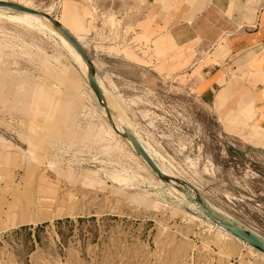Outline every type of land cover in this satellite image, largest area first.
Instances as JSON below:
<instances>
[{
    "label": "rangeland",
    "instance_id": "1",
    "mask_svg": "<svg viewBox=\"0 0 264 264\" xmlns=\"http://www.w3.org/2000/svg\"><path fill=\"white\" fill-rule=\"evenodd\" d=\"M8 1L63 18L59 0ZM72 1L65 25L83 46L91 48L93 37L95 48L139 65L154 58L160 94L200 92L196 76L212 64L214 47L165 42L169 23L158 1ZM100 80L157 159L264 238V126L246 119L240 100L219 105L225 111L218 119L193 116L178 99L170 110L161 100L156 113L141 117ZM152 116L165 122L161 130L140 126ZM128 145L108 130L59 40L0 22V264H264V254L171 196ZM115 171L146 184H120L110 179Z\"/></svg>",
    "mask_w": 264,
    "mask_h": 264
},
{
    "label": "crops",
    "instance_id": "2",
    "mask_svg": "<svg viewBox=\"0 0 264 264\" xmlns=\"http://www.w3.org/2000/svg\"><path fill=\"white\" fill-rule=\"evenodd\" d=\"M156 1L155 5L160 3L166 10L163 12L169 23L168 34L163 36L165 42L171 46L195 43L197 48L214 47L209 60L212 64L204 66L196 76L200 92L181 96L169 92L160 94L154 58L149 66L139 65L110 52L112 48H95L91 37L88 38L91 48H84L98 80L101 78L110 90L121 94L127 108L141 117L147 112L156 113L161 100L167 102L170 110V102L178 99L189 102L188 112L193 116L206 118L208 113H213L218 119L225 111L217 109L219 105L228 106L240 100L246 119L251 124L264 126V0L242 7L239 4L231 7L222 0ZM151 50L153 53L154 49ZM196 63L190 68V74ZM145 122L142 119V129L147 126L161 130L165 126L163 120L160 122L153 116Z\"/></svg>",
    "mask_w": 264,
    "mask_h": 264
},
{
    "label": "bare ground",
    "instance_id": "3",
    "mask_svg": "<svg viewBox=\"0 0 264 264\" xmlns=\"http://www.w3.org/2000/svg\"><path fill=\"white\" fill-rule=\"evenodd\" d=\"M2 2H9L8 0H0ZM167 1V0H166ZM20 5H23L25 7L31 8V9H36L35 7H32L28 2H24V1H17L14 2ZM167 3V2H166ZM168 5V4H166ZM72 8V12L74 15V12L76 10V5L72 0H59L58 2V8L63 9V18H59L57 15L52 16L50 10H43L42 12L47 13L48 15L54 17L55 19H57V21H59L67 30H69L67 28V26L65 25V22L67 21L69 15H68V11L69 8ZM40 11V10H39ZM71 12V15H72ZM0 22H7V23H11L14 26H18L21 28H24L26 30H39V32H43L45 33L47 36H50L52 39L55 40H59L62 48L67 52V54L70 56V58L73 60V62L78 66V68L81 70V72L83 73L86 82L89 84L87 76H88V66L87 64L83 61V59L81 58V56L78 54V52L72 47V45L60 34V32L55 28V26L51 23L50 20H48L47 18L40 16V15H35V14H29V13H23V12H17V11H13L11 9L8 8H2L0 7ZM75 23V21H74ZM76 24V23H75ZM76 27V25H74V28ZM69 32H71L69 30ZM72 33V32H71ZM99 84L101 85L104 93H105V97L107 100V103L109 105L110 108V112H111V117L113 119V121L115 122L116 128L119 131H123L124 127H127V125L130 123H128V118L127 116H125L123 110L120 111L118 110V106L120 104H118L119 102H117L116 97L112 94V92L107 91L104 87L103 82L99 79ZM91 88V87H90ZM92 90V89H91ZM92 93L93 90H92ZM95 95V94H94ZM96 97V96H95ZM95 99V98H94ZM96 101L101 109V114L103 115V117H105L107 119V126H108V130L111 133H117L115 131V129L113 128V126L110 124L109 122V117L107 115V112L105 111V109L99 104L97 98ZM130 122V121H129ZM131 127V126H130ZM129 127V128H130ZM128 128V127H127ZM136 136L137 138L141 141V143L143 144V146L147 149V151L149 152V154L154 158V160L158 163V165L160 166V168L169 176L175 177L180 179L179 177L175 176L167 167L166 165L163 163L162 160L157 159L156 155V151L145 141L141 140V138L139 137V135L137 134V132L134 129H130ZM118 134V133H117ZM120 135V134H118ZM121 136V135H120ZM257 136V135H255ZM122 137V136H121ZM125 139V138H124ZM126 140V139H125ZM126 142L130 145V147L132 148V150L135 152L132 144L126 140ZM128 145V146H129ZM136 153V152H135ZM137 155V154H136ZM138 156V155H137ZM143 163L149 168V166L147 165V163L140 157L138 156ZM150 169V168H149ZM150 171L152 172V170L150 169ZM153 173V172H152ZM154 177H157L154 173H153ZM108 176V175H107ZM158 178V177H157ZM113 181H117L120 184H124L126 185H130V184H135V183H139V185H143L146 184L145 182L139 180L137 177L131 176L130 174L126 173V172H114L112 173L111 178ZM159 180V178H158ZM183 180V179H182ZM161 183V186H165L166 189L168 190V193L171 196H175L178 200H180L183 203H188V205L193 208L194 210L198 211V208L193 205L190 204L189 202H187L184 194L178 190L177 188L171 187L168 184L162 182L161 180H159ZM149 185H152V182H148ZM165 191V190H164ZM166 192V191H165ZM209 202V201H208ZM209 204L215 208L216 210H218L219 212H221L218 208L214 207L210 202ZM199 212V211H198ZM200 213V212H199ZM222 213V212H221ZM205 217V216H204ZM206 218V217H205ZM230 218V217H229ZM206 220L211 223L216 230L219 229L222 232H224L227 236L231 237V238H235L238 241H240L241 243H243L244 245L250 246L247 243L243 242L242 240L238 239L237 237L233 236L232 234L228 233L227 231H225L223 228H221L220 226H218L217 224L213 223L209 218H206ZM37 221V218H36ZM35 224V223H34ZM251 248H253L252 246H250ZM255 249V248H253ZM256 250V249H255ZM258 252H260L259 250H257ZM262 253V252H260ZM264 254V253H262Z\"/></svg>",
    "mask_w": 264,
    "mask_h": 264
},
{
    "label": "water",
    "instance_id": "4",
    "mask_svg": "<svg viewBox=\"0 0 264 264\" xmlns=\"http://www.w3.org/2000/svg\"><path fill=\"white\" fill-rule=\"evenodd\" d=\"M0 7L8 8V9H11L17 12L40 15L50 20L51 23L55 26V28L60 32V34L72 45V47L81 56L83 61L87 64L88 66L87 79L89 82V86L93 90L99 104L107 112L110 124L113 126V128L118 134H120L123 138H125L132 144L136 154L140 156L147 163L149 168L159 178V180L168 184L171 187H174L180 190L184 194L187 202L195 205L198 208V211L206 218H209L213 223L217 224L218 226L223 228L225 231L237 237L238 239L242 240L243 242L247 243L248 245L252 246L256 250H259L260 252L264 253V238L263 237L241 226L239 223H237L233 219L229 218L228 216L224 215L223 213L213 208L209 204L207 199L190 183L182 179H178V178L167 175L160 168V166L154 160V158L149 154V152L143 146V144L137 138V136L129 128L124 127L122 132L116 128L115 122L113 121L111 117V112H110V108H109V105L105 97V93L101 85L99 84L94 64L89 58V55L87 51L85 50L83 44L77 39V37L71 34L69 30H67L59 21H57V19L48 15L45 12L31 9L23 5L12 3V2L0 1Z\"/></svg>",
    "mask_w": 264,
    "mask_h": 264
}]
</instances>
